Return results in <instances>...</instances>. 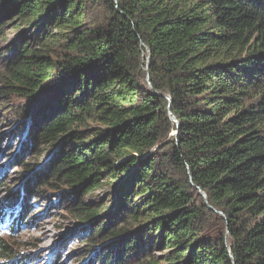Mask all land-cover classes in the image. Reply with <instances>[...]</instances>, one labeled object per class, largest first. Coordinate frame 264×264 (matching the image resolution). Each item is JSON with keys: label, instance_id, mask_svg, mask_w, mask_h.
<instances>
[{"label": "trees", "instance_id": "obj_1", "mask_svg": "<svg viewBox=\"0 0 264 264\" xmlns=\"http://www.w3.org/2000/svg\"><path fill=\"white\" fill-rule=\"evenodd\" d=\"M0 38L31 174L0 173V264H33L10 235L41 187L83 264H264V0H0Z\"/></svg>", "mask_w": 264, "mask_h": 264}, {"label": "rangeland", "instance_id": "obj_2", "mask_svg": "<svg viewBox=\"0 0 264 264\" xmlns=\"http://www.w3.org/2000/svg\"><path fill=\"white\" fill-rule=\"evenodd\" d=\"M100 9H94L89 15L90 19L99 20ZM9 27V26H8ZM6 29V40H11L19 31ZM6 42V41H5ZM4 40L0 38V56ZM31 44L30 46H36ZM1 65V60H0ZM25 103L22 98L11 97L7 95L0 97V173H2V183L7 187L19 186L22 181L30 178V172H26L15 157L20 153L19 147L22 144L24 125H19L21 120V107ZM21 143V144H20ZM39 160H32L36 165V172L42 170L48 163L45 155H40ZM28 157H25V159ZM32 159V158H31ZM30 185L36 186V183ZM49 186V185H48ZM0 187V191H1ZM43 194L38 192L35 201L32 203V211L23 219L26 223L10 236L19 245V257H30L33 264H83L90 255H83V252L77 251L84 242L81 235L80 223L74 220L73 216L65 207L58 206V195L61 192L49 187H41ZM110 191L97 189L92 194H86L82 200L88 201L92 198L101 199L107 196ZM12 226V225H10ZM6 230V231H5ZM7 229H2L0 236H7ZM87 234V231L84 232ZM97 248L102 244H97ZM155 255L158 252L154 251Z\"/></svg>", "mask_w": 264, "mask_h": 264}, {"label": "water", "instance_id": "obj_3", "mask_svg": "<svg viewBox=\"0 0 264 264\" xmlns=\"http://www.w3.org/2000/svg\"><path fill=\"white\" fill-rule=\"evenodd\" d=\"M149 57V56H148ZM147 70V67L145 68ZM146 78H148V74L146 75ZM169 100V98H168ZM173 121H175V119L173 118V116L171 117ZM198 193L201 194L204 198H205V195L201 193L200 190H198ZM209 208L213 211H216L213 207L209 206Z\"/></svg>", "mask_w": 264, "mask_h": 264}]
</instances>
